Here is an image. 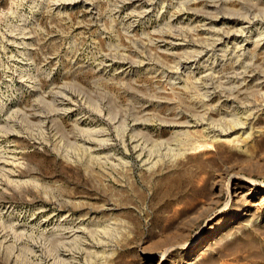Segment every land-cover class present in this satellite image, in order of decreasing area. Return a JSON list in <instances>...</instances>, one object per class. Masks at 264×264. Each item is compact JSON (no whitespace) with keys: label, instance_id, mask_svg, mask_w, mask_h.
Segmentation results:
<instances>
[{"label":"rangeland","instance_id":"obj_1","mask_svg":"<svg viewBox=\"0 0 264 264\" xmlns=\"http://www.w3.org/2000/svg\"><path fill=\"white\" fill-rule=\"evenodd\" d=\"M246 20L0 0V264H264V41L213 47Z\"/></svg>","mask_w":264,"mask_h":264},{"label":"bare ground","instance_id":"obj_2","mask_svg":"<svg viewBox=\"0 0 264 264\" xmlns=\"http://www.w3.org/2000/svg\"><path fill=\"white\" fill-rule=\"evenodd\" d=\"M147 1V0H146ZM140 7V6H139ZM147 10V9H146ZM133 12V11H132ZM140 12V11H139ZM138 13V12H137ZM141 14H138L137 16L141 15L144 17V11L143 13L140 12ZM147 15V14H146ZM245 20V19H244ZM254 20V19H253ZM254 21H243L240 25V27L236 30H232V31H228L223 33L222 35L220 34V37L218 39H215V42L213 44V47L216 48H222L223 45L227 48H229L230 50L232 49L234 52H238L240 54L244 53L248 46L251 45L253 42V37H255L258 34L257 38L260 42L264 41V27L261 28L260 30H253L251 28V26H253ZM219 35V34H218ZM218 37V36H217ZM257 42V40H256ZM230 46V47H229ZM221 51V50H220ZM228 51V50H226ZM226 51H221L222 54H225ZM215 55V54H214ZM191 57V56H190ZM198 57V56H197ZM194 58V57H193ZM197 60V59H196ZM212 128V127H211ZM213 130V128H212ZM212 130L210 132H212ZM206 131V130H205ZM208 136V135H207ZM13 161H15L13 159ZM5 164V162H3ZM3 164V165H4ZM7 164V163H6ZM5 164V165H6ZM2 168L5 169V167ZM12 165V163H11ZM8 167V166H7Z\"/></svg>","mask_w":264,"mask_h":264}]
</instances>
